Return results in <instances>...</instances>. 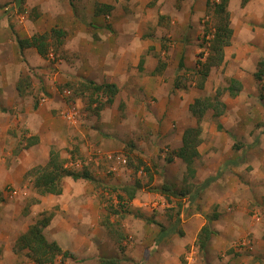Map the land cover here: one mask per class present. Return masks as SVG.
I'll list each match as a JSON object with an SVG mask.
<instances>
[{"label": "crops", "instance_id": "crops-1", "mask_svg": "<svg viewBox=\"0 0 264 264\" xmlns=\"http://www.w3.org/2000/svg\"><path fill=\"white\" fill-rule=\"evenodd\" d=\"M99 1V3L108 4L105 0ZM218 2L219 0H196L192 5L193 12L187 15L185 19L179 21L180 25H182L179 29L184 28V23H195L193 25L197 32L195 36L199 37L202 32V28L199 26L201 18L204 15H208V12L213 9L214 3ZM20 3L21 0H15L8 7L11 11L17 12V7L21 5ZM48 4H50L49 7ZM230 4H232L231 0H227V9L231 7ZM28 6L32 7V10L39 8V13L43 14L36 19L39 22L37 26H35L36 20L30 23L33 28L35 26L31 32H29L26 25H23L26 29H22L23 26L19 27L11 20V24L7 26L8 19H5V16L0 13V191L1 188L9 189L10 187L25 188V191L27 189L28 192L29 190L31 191L34 181L40 175L37 169L46 168L51 156L56 158L57 165H62L64 168L72 170L66 166L68 161L71 164L73 160L80 159L85 154L88 156L89 154L94 155V152L101 154L100 157L106 153V156L113 154L115 152L111 153L108 146L111 143H117L118 146L119 144L123 145L124 142L128 141L127 136L133 134L138 138L141 136L140 146L142 148L146 146L142 139L144 138L142 133L151 129L149 133L153 134L151 136L152 141H156L161 149L167 148V150L175 154V152L183 148L185 132L198 127L199 141L196 145L198 154L191 162L195 165L194 172L189 175L194 180L192 181L195 186L189 185L190 191L185 186H180L183 189L176 187L177 191H189L190 196L188 198L190 200L195 199V202L199 203V207L191 203L193 207L189 209L188 216L190 217L186 221V225L190 224V226L189 230L184 229L183 245L195 241L197 233L206 224L205 216L209 214L212 207H216V212L218 213V218L212 222L213 230L215 229L214 231L218 232H215L211 237L207 247L209 252L212 253L218 247L230 245V241L239 233L254 235L258 232L257 226L262 224L258 222L259 219L255 221L249 218L248 210L250 207L259 208L258 199L260 200L264 194L263 176L259 173L254 175L255 168L260 164L259 159L262 154L257 152L260 150L257 146H260L261 142V140L258 141L257 136L264 134L262 128L258 127L264 121V4L261 3V0H246L240 4L238 10L233 9L234 7L232 8V13H229L231 37L229 44L223 48V60L220 65V72L226 73V76H224L223 80H219L214 89H212L213 84L209 83L210 78L208 75L210 73L211 76V69L215 70L218 66L210 67L207 75L209 79L206 77L205 87L203 83L198 85L196 89H192L195 90L194 92L197 91L193 96L190 94L178 95V87L175 89L174 94L169 93V85L162 82L160 77L166 75L165 77L169 79L171 72L177 66L179 68L181 59L182 67L184 62L186 68L192 69L193 65L191 64L195 59L194 48L190 45L184 48H182V45L178 46L176 44L168 46L167 49L172 51H174L173 47L176 48L175 60L172 63L169 60L155 74L153 72L156 70L157 64L152 66L150 63L151 59L148 58L149 62L147 61V64L143 65L146 61H144V56H141L135 63L137 65L138 61L140 71L138 69L134 70L135 68H128L125 58L128 48L120 45L123 30L113 29V27L117 28V24L123 25L124 21L125 23L128 22L127 14L124 11L118 12L117 9H114V13L113 6L108 18L105 16L95 17L93 10L91 12V22L89 23L92 24V29L86 31L87 34L84 38L81 36V45L77 46V51L79 54L81 53L82 66L85 63L84 68L81 67V71L79 70L72 77L61 73V64L58 63L56 68L60 72H50L49 67L52 65L49 57L45 59L35 47H28L21 51L17 45V40H27L37 36L36 34L48 33L53 22L58 20H53L57 16H61L64 23L70 21L71 15H74L71 10V1L34 0V2L30 1ZM62 11H64L63 14H61ZM165 12L166 10L163 15H166ZM228 12H230V9ZM46 14L55 15V17L51 15L46 17ZM14 15L16 16L15 13ZM163 15L162 12L158 15L156 18L157 24H160L162 18H166ZM212 16L214 17V14ZM211 19L213 20L212 17ZM22 21L23 19L20 16L19 22ZM214 26L215 24L211 27L213 29L207 31V34H203L205 41L207 40V52L209 51L208 46L211 44L210 40L213 37ZM15 34L18 36H15ZM99 39L103 41H98ZM104 43L108 45V56L106 59L102 56L98 57V54L103 51ZM178 48L179 50H177ZM22 52H25L28 65L22 61ZM196 52L197 50H195ZM91 55L92 58L88 61L87 57ZM92 61L95 62L94 66L96 67L90 64ZM27 66H40L37 76L42 84H39V86L44 88L47 99L39 104H34L33 98L27 94L26 90H24L23 94H19L17 90V85L22 83L21 79L25 75H31ZM224 67H227V72L224 71ZM195 68L197 67L195 66ZM146 69L148 75L143 73ZM65 77L92 81L96 85H114L117 89L112 101L103 105L93 115L94 119L90 128L87 127L84 121L81 122L80 130L65 128L57 117L58 109L63 99L58 95V89L56 86L54 87L53 83L62 89L70 80ZM232 81H234L235 85H233ZM231 86L239 88L235 96L230 95L228 88ZM26 87L28 88V86ZM208 87L209 89L207 90ZM64 91L65 89H63L62 93ZM205 98H211L214 103H220L219 108L223 105V112L220 115H216V110L213 108L207 109L201 115L199 122H197V116L192 113L190 106L195 104L196 100L202 101ZM76 102H79V100L77 99ZM208 113H211V117L216 123L220 121V124L214 125V127L211 126L209 129L201 126L202 120L209 118ZM225 115H231L230 117L236 121L235 135H240L243 138L248 135H254L253 143L250 144L249 149L254 146L255 157H250L248 153L241 154L239 151L231 150L234 143L232 138H235V136L233 137V130L229 131V133L227 132V134L221 130V124H225V122L224 119H220ZM139 127L145 130H141ZM225 134L230 136L232 140ZM242 137H238L240 141H242ZM99 144L100 149L96 150ZM80 145L81 149L79 148ZM84 145L85 149H83ZM224 147L227 150V154L225 159H221L219 153L222 154L220 151ZM104 149L108 151H104ZM212 160H215V167ZM184 162L181 157L173 155L170 165L183 166ZM102 164L104 165V163ZM165 166L166 169L169 164H165ZM240 169L252 174H248L246 171L243 172ZM75 172L79 174L86 172L90 176L87 169H78ZM187 172L186 170L185 174ZM79 180L86 179L79 178L74 180L71 176H65L62 179L66 183L67 181ZM186 180L185 176L183 181ZM173 188L176 189L175 187ZM45 196L49 198L51 196L57 197L55 195ZM39 197L42 198L44 196ZM45 201L42 198L40 203ZM70 213L62 216L57 215L53 211L47 212L45 210V217L49 218V225L44 230L47 232V236L58 244L62 252L66 247L74 249V247L81 245L80 227L75 220L76 216ZM56 216L64 219H62L59 227H55V233L50 235L48 229H50V225L54 224ZM183 220H186V218ZM5 226L8 231L0 233V252H2L4 245L3 252L8 249L13 253L18 246L16 244L18 238L15 242L12 241L14 244L11 246L10 241L7 240V234L11 233L12 223L7 221ZM56 232H59L58 238ZM252 245L251 247H253ZM65 250L68 252V249ZM69 252L76 255L72 251ZM12 257L14 260H10ZM98 258H96V261H98ZM149 259L151 258L148 257L145 263L150 264ZM15 260L21 264V260L15 255L9 256L5 254L3 259L2 255L0 256V264H18ZM13 261L14 263H12ZM156 262L157 264H170L159 257ZM210 262L209 260L205 264ZM242 262L246 264V258L241 260L240 263ZM213 263L228 264L224 260L221 262L214 261ZM232 263L237 264L238 261ZM194 264L201 263L197 261Z\"/></svg>", "mask_w": 264, "mask_h": 264}, {"label": "rangeland", "instance_id": "rangeland-1", "mask_svg": "<svg viewBox=\"0 0 264 264\" xmlns=\"http://www.w3.org/2000/svg\"><path fill=\"white\" fill-rule=\"evenodd\" d=\"M14 1L15 0H0V13L5 16V19H8L7 26L11 24V20L19 27L26 25L29 32H31L35 26L39 24L36 19L43 14L39 13V8L37 9V7H35L37 10H32V7L28 6V3H30V1L34 2V0H21V5H18L17 12L14 10L11 11L8 5L13 4ZM70 1L71 10L74 12V15L70 17V21L64 23L62 17L57 16L53 20H58L54 21L53 24L51 23L52 25L49 29L55 28L64 31L65 35L61 39L62 42L60 41L59 44H56L55 41L49 39L48 52L44 57L45 59L49 57L50 64L52 65L49 67L50 72H60L61 70V73L73 77L79 70L81 71V67L84 68L85 66V63L82 66L81 53L79 54L77 51V46L81 45V36L84 38L87 34L86 31L92 29V24L89 22H91L90 15L92 10L94 11V5L101 3H99V0ZM105 1L113 6V11L117 9L118 12L124 11L127 14L128 22L125 23L124 21L125 24L123 23V25L117 24V28L113 27V29L123 30L120 45L128 48V53L125 57L128 68H135L134 70L138 69V71H140L138 61L137 65H135V63L141 56H144V61L146 60L143 65L147 64L148 58L151 59L150 63L152 66L156 64L161 65L162 62L168 63L169 60L170 63H172V61L175 60L176 48L173 47L172 49H174V51H172L171 49H167V47L176 44L178 46L182 45V48H184L190 45L194 48L193 54L195 55V59L191 64L193 68H186L183 62V67L179 69L177 66L176 69L171 72L169 79L165 77L166 75H163L160 77V80L169 85V93L171 94L175 93V86L179 88L178 95L190 94L192 96L197 92H194L195 90L192 89H196L198 85L203 83L205 87L207 79L202 82L201 75L199 74L200 72L197 73L200 68L197 62L200 61L203 64L211 55L210 46H208L209 51L207 52L206 50L207 40L205 41L203 34H207V31L213 29L211 27L217 23L216 17L212 16V10L208 12L209 16L204 15L201 18L199 26L202 28V32L199 34V37H196V28L193 27L195 23H184V28L179 29L182 26L179 21L185 19L187 15L193 12L192 5L196 0ZM231 2V7H228V9L226 8V11L230 9V12L227 11L230 14L232 13L233 7V9L238 10L243 0H231ZM261 3L264 4V0H261ZM49 5L50 4H48V7ZM165 10L166 15H163ZM161 12L166 18H162L160 24H157L156 18ZM63 13L64 11H62L61 14ZM19 15L23 19L22 22H19ZM50 15L46 14V17ZM51 16L55 17V15ZM100 16L104 17L103 15ZM238 18L240 17L238 16ZM33 20H36L34 28L30 24ZM24 26L22 29H26ZM126 26H128V28H126ZM124 34L126 35L123 36ZM15 36L18 35L15 34ZM98 41L103 40L99 39ZM107 47V43H104L103 51L98 54V57L102 56L104 59L107 58ZM177 50H179V48ZM195 50H197L198 54L197 52L195 53ZM21 57L23 63L25 62L27 64L25 52L21 53ZM91 58L92 55L87 57V60L90 61ZM58 63L61 64L60 70L56 68V64ZM90 64L94 66L95 62L92 61ZM195 66L197 68H195ZM27 67L31 75H25L24 78L21 79V84L24 90L27 91V94L33 98L34 104H39L42 98L47 99L45 97L47 94L44 88H40L39 86V84H42L37 76V71L40 70V66ZM224 69V71L227 72V67H224ZM210 72H212V75L210 76V73L208 75L210 78L209 83L213 84L212 89H214V86L219 80H223L226 73L220 72V65L218 68H215V70L211 69ZM143 73L144 75H148L147 69ZM65 78L70 80L62 89L53 83L54 87L56 86L58 89V95L63 99L58 109L57 117L65 128L68 127L70 129L80 130L81 122L83 121L87 127L90 128L94 119L93 115L99 111V106L105 102L106 96L98 98L97 101H95V97H90L87 94L78 96L73 89V85L70 83L74 84V80L79 78ZM26 86H28V88ZM63 89L69 90L70 95L62 93ZM208 89L209 87L207 90ZM77 99L79 102H76ZM70 104L75 105L77 108L76 122L73 124L68 123L61 115ZM230 116L225 115L220 119H224L225 122V124H221V130L226 134L233 130V137L235 136V140L242 143L241 150L238 151L241 154L248 153L250 157H255L254 146L249 149L250 144L253 143L252 140L254 135H248L246 138L235 135L234 129L236 121ZM208 117V119L204 118L202 120L201 126L209 129L211 126L214 127V125L220 124V121L216 123V121L212 119L211 113H208ZM232 126H234L233 129ZM258 127L262 128V132H264V121ZM139 129L145 130L141 127H139ZM150 131H145L142 133L143 135L141 134L146 144V146L142 148L140 146L141 136L138 138L134 134L127 136L128 141L124 142L123 145L119 144L118 146L117 143H111L108 148L111 153L115 152L107 155L112 156L111 160L107 158V153L100 157L101 154H97L96 152H94V155L89 154V156L85 154L82 158L80 157V159L73 160L71 158L73 160L71 164L70 161L67 160L66 166L74 171L78 169H87L92 180L67 181V183L66 181H61V194L57 197L51 196L50 198L44 196L42 198L46 201L43 203H40L42 198L34 192L33 188L31 191L29 190V192L28 189L25 191V188H1L0 233L2 231H8L5 224L7 221H10L12 223V228L10 229L11 233L7 234V240L10 241L12 246L17 238L27 232L29 225L45 217V210L47 212L53 211L57 215L59 214L62 216L71 212L70 214L76 216L75 220L80 227L81 245L79 247H74V249L72 247L62 248L65 253L67 252L65 249H68V252L72 251L76 253V255L71 253L74 258L67 257L64 264H98L96 258L99 256L112 257L116 255H121L125 258V262L122 264H149L145 263L148 257L151 258L149 259L150 264H157L156 259L158 257L168 261L170 264H194L197 261L201 264H205V262L209 260L211 262L208 264H215L213 263L214 261L221 262L223 260L227 261L228 264H233L232 262L235 261H238L237 264H245V262L240 263L244 258H246V264H264V194L260 200L258 199V203H260V206H258L259 208L250 207L248 210L249 218L255 221L259 219L258 222L262 224L261 226H257L258 232L256 234L246 235L245 233H239V235H235L230 241V245L218 247L212 253L209 252L208 248L203 252H199L194 245L195 241L183 245L184 229L189 230L190 226V224L186 225L187 218L190 217L188 216L189 209L193 207V204L198 206L199 203L195 202V199L190 200L188 198L190 194L182 197H166L160 195L158 190L163 184L169 185L172 188L180 186L189 188V185L194 187L195 183L193 182L194 180L190 178L189 172L185 174V171H188L189 167L187 162H184L183 166L179 165L178 167L176 165H170V163L166 161V158L171 156V151L167 150V148L161 149L156 141L153 142L151 139L153 134H150ZM226 136L230 140L233 139L228 135ZM238 137H242V141H240ZM257 138L258 141L261 140L260 146H257L260 150L257 152L262 154L259 159L260 164L255 168L254 175L259 173L264 178V134L261 136L258 135ZM233 145L231 150H234ZM79 148L81 149V145ZM83 149H85V145ZM99 149L100 144L96 150ZM104 151L108 150L104 149ZM220 152H222V154L219 153L221 159H225L227 154L225 147ZM116 158L125 159L124 165L121 163L117 164ZM212 162L215 167V160H212ZM102 163H104V165ZM165 164H169L166 169ZM194 168L195 165L192 163L191 170L193 172ZM240 170L243 172L246 171L244 169ZM246 172L252 174L248 171ZM185 176L187 180L183 181ZM136 184H138L140 188L136 192L133 200L120 201L117 198L119 195L123 197L120 191L123 186H134ZM27 188H29V186H27ZM173 190H177V188H173ZM190 190L189 188V191ZM13 192H16V194L13 195ZM124 198L126 197L124 196ZM211 213L217 214L216 207L210 209L209 215ZM185 218L186 220H183ZM62 219L64 218L60 216L54 218V224L50 225L51 227L48 229L50 235L55 233V227L61 225ZM105 222L107 223V228L103 226ZM210 226L213 228L212 223ZM56 235L58 238L59 232H56ZM197 235L194 240H196ZM243 238L244 244L242 242L241 245V240ZM61 244L63 245V243ZM251 244H253V247H251ZM3 248L4 245L2 247V252H0L2 259L5 254L9 256L15 255L21 260V264H37L33 262L31 253L26 249H19L17 246L15 252L13 251V253H11L10 250L5 249L4 254ZM64 251L62 253H64ZM7 259L9 258L7 257ZM10 260H14L13 257ZM12 263H14V261ZM16 263H18V261H16Z\"/></svg>", "mask_w": 264, "mask_h": 264}, {"label": "trees", "instance_id": "trees-1", "mask_svg": "<svg viewBox=\"0 0 264 264\" xmlns=\"http://www.w3.org/2000/svg\"><path fill=\"white\" fill-rule=\"evenodd\" d=\"M246 0H243V3ZM93 15L98 17L100 15L105 16L108 18L112 11V6L108 4H95L94 5ZM227 7V0H220L218 3H214L213 7V14L217 19V23L214 26V33L212 34V39L210 40V53L211 55L207 58L205 63H201L200 61L197 62L199 65V70L197 73L201 75L202 82L206 79L209 68L219 66L223 60V48L229 44V40L231 37V30L229 28V13L226 11ZM65 35L64 31L58 29H51L48 33L33 36L30 39H18L17 45L19 49L22 51L28 47H35L38 53L41 56H45L47 53V49L49 46L48 40L55 41L56 44L62 42V37ZM165 63H161V65H157L156 70L153 72L154 74L157 73L161 68L164 67ZM182 68V59L179 63V69ZM233 85L234 81H232ZM73 89L78 96L82 95H89L90 97H95V101L98 98H102L106 96L105 102L100 104V108L108 104L112 101L113 96L116 94L117 89L114 85H96L92 81L75 79ZM22 85V84H21ZM20 84L17 85V90L19 94H23L24 88ZM178 87V86H177ZM175 86V88H177ZM230 95L235 96L236 91H239V88L231 86L228 88ZM220 103H214L211 101V98H205L204 100H196L195 104L190 106V110L192 113L197 116V122L203 112L207 109H214L216 110V115H220L223 112V105L219 108ZM199 128H193L187 130L183 137V148L180 149L178 152L171 153V157L166 158L168 163L171 162V159L174 156L181 157L183 161L187 162L188 164V172L190 175L193 174L191 170V162L194 158L197 157L196 145L198 143V134ZM234 145L233 149L235 151L241 150L242 143L238 142L233 138ZM48 167V168H47ZM46 168L37 169L40 175L36 178L33 183V189L36 194L39 196L45 195H55L58 196L61 194V181L65 176H71L74 180L79 178L92 180V178L86 173L83 172L82 174L76 173L73 170L64 168L62 165H57L56 158L51 156L50 162ZM140 186L138 184L134 186H123L120 190L123 194V197L119 195L117 198L120 201H130L133 200L136 192ZM158 193L160 195L169 197H182L189 194V191L186 190H173V188L169 185H162ZM124 196L126 198H124ZM115 213V212H114ZM218 218V213H211L210 215H206L205 219L207 220L206 224L200 229V232L197 235L195 240V246L199 252H203L207 249L211 237L215 234V231L210 226L213 221ZM49 225V218L42 217L39 220H36L33 224H31L22 236H20L16 242L19 249H27L31 253V257L34 263L37 264H64L67 257H73L71 252H64L58 246V244L51 240L50 237L47 236V232H45V228ZM103 226L107 228V223H103ZM125 262V258L121 255H116L112 257H99L98 264H122Z\"/></svg>", "mask_w": 264, "mask_h": 264}, {"label": "built area", "instance_id": "built-area-1", "mask_svg": "<svg viewBox=\"0 0 264 264\" xmlns=\"http://www.w3.org/2000/svg\"><path fill=\"white\" fill-rule=\"evenodd\" d=\"M64 94H66V95H70L69 90H65V91H64ZM44 101H45V99L42 98V99H41V102H44ZM61 115H62V118H63L64 120H66L68 123H70V124L75 123V122H76V116H77V108H76V106L73 105V104H70V105L67 106V108L61 113ZM108 158L111 160V159H112V156H108ZM116 162H117V164H120V163H121L122 165H124V163H125V159L116 158ZM12 194L15 195L16 192H13Z\"/></svg>", "mask_w": 264, "mask_h": 264}, {"label": "clouds", "instance_id": "clouds-1", "mask_svg": "<svg viewBox=\"0 0 264 264\" xmlns=\"http://www.w3.org/2000/svg\"><path fill=\"white\" fill-rule=\"evenodd\" d=\"M244 240H241V245H242V242H243ZM243 244H244V242H243ZM248 245V244H247Z\"/></svg>", "mask_w": 264, "mask_h": 264}]
</instances>
